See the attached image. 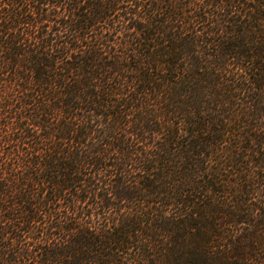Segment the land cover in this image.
Here are the masks:
<instances>
[{
    "label": "trees",
    "instance_id": "1",
    "mask_svg": "<svg viewBox=\"0 0 264 264\" xmlns=\"http://www.w3.org/2000/svg\"><path fill=\"white\" fill-rule=\"evenodd\" d=\"M0 264H264V0H0Z\"/></svg>",
    "mask_w": 264,
    "mask_h": 264
}]
</instances>
